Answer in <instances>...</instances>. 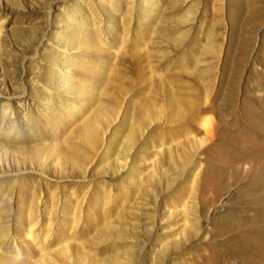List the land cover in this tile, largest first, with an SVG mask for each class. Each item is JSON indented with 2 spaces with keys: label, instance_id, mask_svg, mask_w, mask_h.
Instances as JSON below:
<instances>
[{
  "label": "rangeland",
  "instance_id": "374dc122",
  "mask_svg": "<svg viewBox=\"0 0 264 264\" xmlns=\"http://www.w3.org/2000/svg\"><path fill=\"white\" fill-rule=\"evenodd\" d=\"M263 233L264 0H0V264H253Z\"/></svg>",
  "mask_w": 264,
  "mask_h": 264
},
{
  "label": "bare ground",
  "instance_id": "6f19581e",
  "mask_svg": "<svg viewBox=\"0 0 264 264\" xmlns=\"http://www.w3.org/2000/svg\"><path fill=\"white\" fill-rule=\"evenodd\" d=\"M250 243L251 247L242 251L243 259L253 264H264V233L254 235Z\"/></svg>",
  "mask_w": 264,
  "mask_h": 264
}]
</instances>
